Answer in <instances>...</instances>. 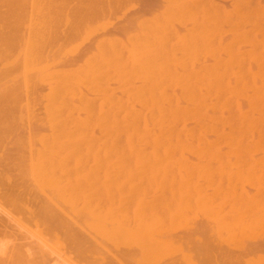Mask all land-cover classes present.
I'll list each match as a JSON object with an SVG mask.
<instances>
[{
	"label": "rangeland",
	"instance_id": "1",
	"mask_svg": "<svg viewBox=\"0 0 264 264\" xmlns=\"http://www.w3.org/2000/svg\"><path fill=\"white\" fill-rule=\"evenodd\" d=\"M8 1L0 0V15L4 16H0V71H4L3 74L0 73V135L9 136L29 132L130 133L135 129L148 127V118L155 105L166 101L193 100L192 97L197 94L199 87L216 84L218 73L229 69V44L235 38L233 30H230L231 18L235 7L240 3L239 0H36L40 8L35 12L31 9L34 15L30 21L29 0ZM244 1L250 6L259 3L264 7V0ZM8 12L11 13L10 16ZM127 21H131L133 26L129 28ZM98 23H101V26ZM144 24H147L144 26L147 28L143 32ZM164 24L169 28L167 25L163 26ZM244 26L245 24L240 28L245 33L241 51L253 52L255 48L252 40L256 37L263 43V34L255 32L251 25ZM28 27L32 28L29 30ZM28 33L37 36L39 57L33 64L42 69L21 73V60L28 54V50L24 49L23 37ZM145 34L149 37L146 38ZM139 41L141 47L137 46H140ZM71 46L73 50L71 48L72 51H69ZM76 46L78 48L74 49ZM67 49L68 51H65ZM171 49L176 50L170 53ZM24 50L26 53L23 57ZM59 51H62L61 54ZM251 67H256L255 62L251 63ZM149 68L151 70H148ZM24 80L27 84H24ZM5 127L7 128L4 129ZM194 142L191 147L175 149L176 163L170 173L176 172V176L169 173L167 180L170 181L174 177L186 179L197 175L203 193L216 197L217 207L219 206L217 212L226 219L233 218L235 223L241 219H250L249 222L254 223L261 233L258 229H255V233L254 230L251 231L255 227L254 224L252 229L250 226L245 228L247 233L240 230V234H236L238 241L234 240V236H229L238 243V246H235L232 239L225 237L226 233L223 232L225 242L230 239L228 245L225 243L226 246L224 242H219L220 238L217 239L216 231H219V228L216 229L213 221L210 223L211 219L207 220L203 212H198L201 218L195 214L189 222L190 227L196 228V231H192L194 235L189 232L187 234L186 229L183 230L192 245L191 252L196 254L195 257L200 261L201 256L197 254V250L204 253L207 249L203 250L202 245L211 247L208 250L213 252L212 254L208 251L201 253L203 260L200 264H264V228L257 225L260 224L259 221H264H258L256 218L259 216V219H262L260 215L264 218V134L209 137L200 139L199 144ZM195 147L198 148L194 149ZM7 149H0V170L10 166L7 165L8 159H16L19 156L17 150H12L13 147L9 146ZM187 171L191 173L188 174ZM245 171L252 177L249 178L246 174V179ZM11 174H15V171ZM206 176L210 180L207 181L209 178ZM203 180L207 182L202 183ZM1 187L8 194L11 190L10 194L16 195L17 186L2 183ZM160 192L155 191L154 195H159ZM0 206L8 211L7 214L0 212V264L63 263L56 255L41 250L30 233L35 230H19L15 222L19 208L10 204L6 205L7 207ZM261 209L263 211L260 214ZM253 213L256 219H251ZM201 219L205 222L202 225L207 228L200 226ZM207 222L211 227L205 225ZM208 227L209 230H206ZM205 230L209 232L206 235ZM181 232L178 233L183 236ZM203 238L211 243H205ZM192 241L198 245L196 251ZM200 241L205 244L200 245ZM250 249L256 253H250ZM231 251L233 256H230ZM221 254H224L222 259ZM177 259L178 257H173L176 264H184Z\"/></svg>",
	"mask_w": 264,
	"mask_h": 264
},
{
	"label": "bare ground",
	"instance_id": "2",
	"mask_svg": "<svg viewBox=\"0 0 264 264\" xmlns=\"http://www.w3.org/2000/svg\"><path fill=\"white\" fill-rule=\"evenodd\" d=\"M239 2L231 18L232 29L230 30H233L235 38L229 44V69L218 73L216 84L199 87L197 94L192 97L193 100L166 101L155 105L148 118V127L141 130L135 129L130 133L29 132L16 136L0 135L1 150L10 146L13 147L12 150L15 149L19 153L16 159H8L7 165L11 166H9L10 169L7 166L5 170H0V205L10 204L19 208V215L15 221L19 230H35L30 233L38 242L41 250L56 255L64 264H176L173 260L174 256L184 264H200L199 262L203 260L201 253L210 252L208 250L210 246L207 245L208 240H211L208 237L210 235L206 236V238H210L207 240L208 242L203 238L207 247H204L205 245L202 244L205 243L200 241L203 250L207 249L208 252L200 251L201 253H199L197 250V254L201 256L199 261V258L195 257L196 254L191 252L192 245L183 232L186 229L187 234L189 232L191 235L194 229L196 231V228L189 226V222L195 214L201 218L198 212H203L207 220L211 219L210 223L213 221L216 229L219 228V231L212 228L218 234V238L213 230H211L212 234H215L213 235L215 238H220L219 242H224L223 244L229 242L230 239L225 242L222 234L226 233L225 237L234 236V240L238 241L239 237L236 238V234L240 230L244 231L249 226L252 229L255 226L254 223L249 222L250 219H241L235 223L233 218L226 219L217 212L219 206L217 207L216 197L206 196L203 193L197 175L186 179L174 177L170 181L167 180L176 163L174 151L177 148L191 147L194 141L199 144L202 138L264 134V42H260L255 37L252 40L254 51L243 53L241 43L245 42V33L243 29H240L244 24L245 26L251 25L255 32L263 34L264 40V7L259 3L250 6L244 0H239ZM29 3L31 18H28L32 21L33 12L40 7L36 0H29ZM21 7L23 6L21 5ZM3 8L5 7L3 6ZM9 10L11 12V8ZM10 14L8 12L9 16ZM169 14L171 13L169 12ZM173 14L171 15L173 16ZM130 22L127 21L129 28L132 25ZM98 24L97 26L100 25ZM166 25L163 26L166 27ZM144 26L147 24L142 25L143 32L147 28ZM167 28H169L168 25ZM29 33L23 37L24 49L28 50V54L24 57L26 53L24 50V55L22 54L24 58L21 57V69L19 70L21 73L42 69V67L33 64L39 57V51L37 36H31ZM147 35L145 34L146 38L149 37ZM215 36L217 38V35ZM139 44L140 46H137L141 47L140 41ZM77 46L74 49L78 48ZM137 46L135 47L136 51ZM72 47L69 51L73 50ZM173 51L171 49L170 53ZM61 52L58 53L61 54ZM77 60L80 61L79 58ZM252 62H255V68L251 67ZM3 73L4 71L1 74ZM24 84H27L26 80H24ZM138 91H140L139 88ZM178 95L182 99V95L180 93ZM26 108L28 110L27 106ZM196 148L198 147L194 149ZM250 167L252 168L253 165ZM247 170L250 171L249 168ZM13 171L15 174H11ZM174 173L176 174V172ZM234 173L233 175H235ZM175 174L173 176H176ZM244 174L246 177L247 172L245 171ZM247 175L249 178L252 177L250 173ZM206 182L203 180L202 183ZM2 183L8 186H17L16 195L15 193L10 194L11 190L9 194L3 191ZM248 184L247 182L246 185ZM158 189L161 191L160 194L154 195L155 191H159ZM5 210L0 206V212L7 214L8 211ZM261 211L263 210H260V214ZM262 215H264V211ZM13 216L15 217V215ZM252 217L251 219L257 218L258 221H264L261 215L262 219H259V216L254 218L255 214ZM201 221L200 226L207 228L202 225L205 223L204 220L201 219ZM259 222L260 224L257 222V225H260L259 228H264V222ZM205 225H209L208 222ZM209 227L211 226L209 225ZM209 227L206 230H209ZM255 229L258 228L255 226L251 231L254 230L255 233ZM206 230L205 235L209 233ZM180 231L186 238L179 235ZM198 232L200 234V230ZM243 233L241 234L243 235ZM256 234L257 237L258 233ZM229 238L232 239V237ZM236 241L232 239L235 246L238 244ZM232 242L230 241L229 244ZM193 246L195 248L196 245ZM218 251L220 250L218 249ZM249 251L252 253L254 250L250 249ZM255 251L257 250L255 249ZM225 253L226 250H224ZM224 254H221V259ZM230 256H233V252ZM246 262L251 263L250 261Z\"/></svg>",
	"mask_w": 264,
	"mask_h": 264
}]
</instances>
